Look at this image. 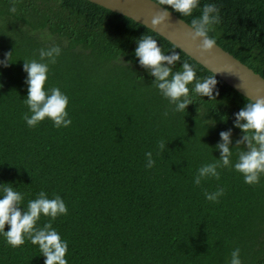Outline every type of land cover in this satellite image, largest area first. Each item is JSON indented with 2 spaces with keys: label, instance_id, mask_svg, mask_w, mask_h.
Wrapping results in <instances>:
<instances>
[{
  "label": "trees",
  "instance_id": "1",
  "mask_svg": "<svg viewBox=\"0 0 264 264\" xmlns=\"http://www.w3.org/2000/svg\"><path fill=\"white\" fill-rule=\"evenodd\" d=\"M205 3L219 9L209 33L215 43L264 78V0H200L191 16L172 12L189 24ZM143 34L177 51L197 76L213 73L152 29L89 0H0V59L10 53L0 66V183L20 191L23 205L40 191L61 196L67 213L51 226L68 242L67 264H227L237 247L241 264H264V175L246 184L222 167L219 179L192 182L199 166L219 157L221 130L232 128L233 143L240 137L233 114L248 98L216 76L213 99L193 96L186 111H173L137 63ZM52 45L61 54L45 86L68 96L71 124L57 128L45 118L28 127L24 59ZM242 149H231L233 162ZM217 186L223 195L206 200ZM44 259L27 238L13 248L0 236V264Z\"/></svg>",
  "mask_w": 264,
  "mask_h": 264
},
{
  "label": "clouds",
  "instance_id": "2",
  "mask_svg": "<svg viewBox=\"0 0 264 264\" xmlns=\"http://www.w3.org/2000/svg\"><path fill=\"white\" fill-rule=\"evenodd\" d=\"M162 10L151 20V25H159L169 17V9L180 17L191 16L194 9L200 6V0H153ZM10 12H15L13 5ZM219 9L213 3H205L198 17L190 20L192 29L190 36L193 40H200L198 47L202 51H210L215 46L214 37L209 33L214 25L219 23ZM150 29L154 27L148 26ZM173 45V49H175ZM167 53V54H166ZM9 54L5 53L0 59V66L9 65ZM61 54L58 45H52L38 50V59H24L22 70L26 73L27 95L23 102L27 105L28 113L23 119L28 127L36 126L45 118L52 121L54 127H67L71 124L66 106L68 96L59 87H46L49 76V65L56 62ZM134 55L137 63L147 70L154 79L152 83L160 95L174 105L173 111H186L187 106L193 103V96L214 98L216 90V74L213 72L206 77H199L196 68L187 60L181 61L175 50L163 51L158 41L148 34H143L136 41ZM179 63V70L173 66ZM168 115L167 112L164 113ZM233 127L239 128L241 135L233 143L232 128L219 132V141L214 145L219 150V157L209 163L202 164L193 176V184L200 185L208 178L219 179V168L231 167L239 172L246 184H256L260 176L264 175V96L249 98L244 106L235 112ZM222 119H224L222 117ZM242 145L243 149L237 153L236 159L231 160V149ZM165 147L163 141L158 143L161 150ZM145 167L151 168L154 164L152 152H145ZM224 189L217 186L213 192H205L206 200L216 202L222 196ZM23 194L10 183H0V236L7 245L16 248L24 244L25 238L37 245L40 254L45 258L44 264H67L65 254L68 242L61 238L59 232L51 226V221L57 216L67 213L64 200L60 195L51 198L40 191L34 199H29L26 205L22 204ZM23 205V207H21ZM41 216L49 217L42 227L37 226ZM5 225H8L5 230ZM227 264H241L240 249L233 248Z\"/></svg>",
  "mask_w": 264,
  "mask_h": 264
},
{
  "label": "water",
  "instance_id": "3",
  "mask_svg": "<svg viewBox=\"0 0 264 264\" xmlns=\"http://www.w3.org/2000/svg\"><path fill=\"white\" fill-rule=\"evenodd\" d=\"M89 1L131 18L146 27H154L153 31L165 37L211 72H218L216 76L248 99L264 96V78L261 75L216 43L212 50L202 51L198 47L200 40H193L190 36L192 31L190 25L172 11L169 10L166 21L159 25H151L152 18L162 10V6L155 4L153 0Z\"/></svg>",
  "mask_w": 264,
  "mask_h": 264
}]
</instances>
